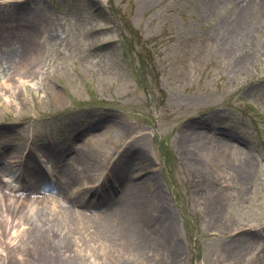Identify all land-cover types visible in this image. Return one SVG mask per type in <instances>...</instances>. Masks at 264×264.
Listing matches in <instances>:
<instances>
[{
  "label": "rangeland",
  "instance_id": "obj_1",
  "mask_svg": "<svg viewBox=\"0 0 264 264\" xmlns=\"http://www.w3.org/2000/svg\"><path fill=\"white\" fill-rule=\"evenodd\" d=\"M28 2L15 11L20 21L30 23ZM38 2H43L55 32L47 57L40 58L34 70L22 73L17 66L24 63L20 52L26 33L6 37L10 31L33 30V25H0V82L7 86L0 88V154L9 148L26 153L30 145L35 153L58 152L72 142L74 148L86 141L95 123L104 130L112 124L121 143L142 133L146 162L176 216V264H264V0ZM245 25L246 32H236ZM231 31L238 48L226 58L220 51ZM244 44L250 55L242 69L238 65L232 70ZM4 66L9 70L3 71ZM196 131L204 137L215 131L231 143L240 140L241 149L258 161L247 181L242 183L233 165L212 169L195 198V169L175 145L179 134ZM42 171L54 181L51 162L43 161ZM215 176L219 179H211ZM2 178L15 186L26 180ZM202 200L217 206L211 218ZM57 238L43 234L38 250L31 249L35 254L29 251L31 263L59 264L54 260L61 254ZM233 247L237 251L229 250ZM104 255L94 264H124ZM134 258L138 263L167 264L160 255ZM94 259L89 258V264ZM123 259L137 264L130 262L133 258Z\"/></svg>",
  "mask_w": 264,
  "mask_h": 264
},
{
  "label": "bare ground",
  "instance_id": "obj_2",
  "mask_svg": "<svg viewBox=\"0 0 264 264\" xmlns=\"http://www.w3.org/2000/svg\"><path fill=\"white\" fill-rule=\"evenodd\" d=\"M24 1L0 0V25L15 29L24 27L21 22L28 21H20V13L15 11ZM26 1H29L30 12V23L26 24L33 25L34 29L6 33L10 40L15 34L23 36L26 33L25 47L20 52L24 63L17 65L23 68L22 73L34 70L41 62L40 58L47 57L55 32L43 2ZM236 32H246V25ZM226 37L220 52L229 58L238 48V37L233 31L226 33ZM239 52L240 57L232 62V70L238 65L241 69L244 67L250 48L244 44ZM4 69L9 70V67H2ZM0 88L6 90L7 86L0 82ZM109 121L117 124L111 118ZM98 125L92 124L93 129L88 130L84 138L87 142L79 141L74 148L71 147L72 142L70 147H62L58 152L35 153L30 145L26 153L9 148L0 154V260L3 264H10L12 259L32 264L29 251L35 254L36 251L31 249L38 250L40 238L45 233L58 237L61 254L54 260L59 264H89V258H95L93 264L101 263L98 258L102 254L124 264L123 257L126 260L133 258L130 262H136L134 257L150 255H160L167 264H176L180 250L175 232L176 216L155 170L146 162L144 134L121 143L112 124L105 130ZM102 132L105 133L100 135ZM203 135L202 131L179 134V146L175 145L177 153L181 151L183 161L195 169L193 196L200 197L199 183L208 178L209 171L223 169L226 165H233L230 168L237 170L236 175L242 183L247 181L248 172L258 161L241 149V141L235 139L236 143H231L215 131L210 137ZM188 143L195 145L189 147ZM61 156H66V159L60 160ZM42 157L52 163L54 181L42 171L45 161ZM16 172L14 179L25 177L26 180L17 186L2 182V175L14 177ZM211 179L219 178L215 176ZM97 180L101 181L96 185ZM113 191H117V195L112 197L110 192ZM89 192L91 196H86ZM104 200L109 202L100 207ZM200 204L207 217L211 218L218 211L217 206L208 200H202ZM28 238L36 239V242L30 243ZM118 245L124 246L125 252H121ZM229 250L234 252L237 248ZM23 252H27V257Z\"/></svg>",
  "mask_w": 264,
  "mask_h": 264
}]
</instances>
